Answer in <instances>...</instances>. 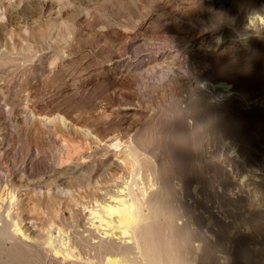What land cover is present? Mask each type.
<instances>
[{"label": "rangeland", "instance_id": "obj_1", "mask_svg": "<svg viewBox=\"0 0 264 264\" xmlns=\"http://www.w3.org/2000/svg\"><path fill=\"white\" fill-rule=\"evenodd\" d=\"M258 10L264 11V0H0V141L6 146L3 157L19 167L29 156L41 159L49 166L38 175L46 174L47 182L51 183L58 172L59 156L70 147L73 153H78L104 144L109 152L93 176L84 167L75 169L78 171L74 177L68 179L70 192L59 189L58 194V189L52 188L53 201L40 214L33 215L38 219L22 217L14 208L12 218L0 203V226L8 232L6 237L0 235V264H19L8 257L9 249L24 253L23 264H63L29 240L16 237L14 224L18 223L31 235L37 232L44 236L54 226L55 234L58 228L63 229V235L83 232L89 214L86 206L93 205L95 192L93 184L87 185L88 179L106 173L120 174L117 159L128 160L130 144L142 147L146 155L162 166L175 161L187 177L191 176L189 168L194 164L205 178L191 185V195L181 197L172 188L177 182L173 179L176 175L159 172L161 180L156 189L165 191L161 209L164 220L157 223L155 237L166 246L164 252L175 251L181 239L170 226V217L179 206L185 204L192 209L203 231L211 233L214 227L211 211L224 204L214 202L225 201L219 186L225 177L222 172L230 175L229 181L239 183L248 198V211L264 208L257 206L263 199L262 177L258 178L254 172L264 174V142L258 139L255 144H246L244 149L248 153L243 149L238 155L228 145V139L222 140V133L203 121L198 124L199 134L193 136L184 116L190 95L184 82L159 90L151 87L145 95L147 102H143V85L160 80L161 75L135 74L130 65L135 49L151 55L159 46H169L172 39H186L205 28L212 31L215 24L232 22L235 17L239 27L249 28L254 19L251 17ZM11 28L19 30L24 37L25 49L11 47ZM140 36L153 44L142 43ZM240 53L196 57L190 63L188 75L206 77L219 64L228 65L231 72L260 70L254 64H242ZM198 94L195 97L201 98L215 115L223 111L227 101L218 102L212 94ZM255 108L264 113V103L257 102L251 108L240 105L241 116L235 117L248 133L259 138L257 130L244 117ZM226 157L236 160L223 162ZM217 163L221 165L219 168ZM243 175L246 178L242 179ZM79 184L83 187L79 188ZM167 186L174 195L167 193ZM225 188L228 197L236 198L233 185L227 184ZM191 198L194 203H188ZM49 216L46 221L40 218ZM239 233L232 229L228 236ZM226 236L219 233L214 238L224 240ZM198 243V253H202L203 241ZM235 247V243L229 242L226 246L229 255L220 253L219 261H232ZM212 259L210 264H216V259L215 262Z\"/></svg>", "mask_w": 264, "mask_h": 264}, {"label": "bare ground", "instance_id": "obj_2", "mask_svg": "<svg viewBox=\"0 0 264 264\" xmlns=\"http://www.w3.org/2000/svg\"><path fill=\"white\" fill-rule=\"evenodd\" d=\"M251 19L253 20L246 29L238 26V18L235 17L231 19L234 23L215 24V29L212 31L205 28L204 31L192 37L172 39L171 42L169 41L171 44L168 43L169 46H163L160 43L161 46L156 48L151 55L143 54L139 49H135L132 53L133 61L130 64L132 73L155 75V77L156 74L161 75L160 80L156 82L151 80L143 85L141 97L143 102L146 101V92L151 87L159 90L176 82H184L183 86H187L190 93L184 116L187 118L192 135L199 134L198 124L203 121L210 128L214 127L218 130L217 132L222 133V140L228 139V145L238 155L246 150L244 149L246 144H255L254 141L258 139L264 142V113L260 109L249 110L244 116L251 123L252 129L257 130L259 138L248 133L235 117L241 116L240 105L251 108L257 102L264 103V11L258 10L256 16ZM11 29L9 41L11 47L18 50L25 49L24 37L19 30ZM141 42L153 44L143 37H141ZM232 51L242 53H240L242 64L247 66L254 64L260 67V70L255 73H246L241 70L231 72L228 65L219 64L215 65L206 77L201 75L189 77L188 70L194 58L224 56ZM200 92L212 94L218 102L227 101L222 106L223 111L215 115L201 98L195 97ZM103 145L101 144L102 147L94 146L95 149L90 151L79 150L78 153L76 151L73 153L71 147L67 149L65 154L59 156L58 168L56 167L58 172L55 178L48 183L49 176L38 175V173L42 169H47L49 165L43 164L41 159L38 160L32 156H29L20 167L15 164L11 165L7 158L3 157L6 146L3 141H0V203L5 206L6 214L11 216L14 208V211L20 212L22 217L26 215L28 219H38L35 217L36 214H40L44 208L47 209L49 203L53 201L52 188L58 189V194L71 189L68 179L74 177L73 174L78 171L75 170L77 167L89 170L91 176L97 173L96 169L102 165L104 159L109 157L107 147ZM245 152L248 153L247 150ZM128 154V160L119 161L117 159L121 167V173L117 176L106 173L102 177L88 179L87 185L93 184L95 192L92 196L93 205H85L89 214L83 232L75 231L72 235H63L65 234L62 232L63 229L58 228V233L55 234L57 229L53 223L55 228L48 229L46 235L40 236L37 232L31 235L15 223L12 229L13 234L20 239L29 240L32 245L42 248L52 256L54 261H60L63 264H210L211 257L213 261L216 259V264H264V208L248 211L246 209L247 195L238 182L229 181L230 175L227 176L225 172L221 173L225 177L219 182L225 201L215 200L214 202L224 204L219 205L217 210L211 211L214 227L210 235L203 231L199 217L184 204V207L179 206L170 217V226L178 232L181 239L176 244L175 251L164 252L166 246L161 245L164 244L162 241H160L161 244L157 242L155 237L157 223L164 220L161 209L165 191L164 188L156 189L161 180L159 172H164V175L167 172H170V175H176L173 179H177V182L172 184V188L181 197L191 195V185L198 182L199 178L203 181L205 178L197 172L194 164L189 168L191 176L188 177L182 174L183 171L180 172L181 168L173 160L166 166H162L160 162L153 161L146 155L140 146L130 144ZM234 158L226 157L223 162H235ZM220 166V163L216 164L217 168ZM254 172L258 178L262 177L264 191V174L257 175L256 171ZM244 177L245 175L242 179ZM227 184L233 185L236 189V198L232 199L226 194ZM81 187L83 186L79 184V188ZM167 187V193L173 194L172 188ZM262 198L257 202V206L264 207V192ZM194 202L195 200L191 198L188 203ZM30 215L31 217H28ZM40 218L46 221L51 217ZM232 229H237L240 232L239 235L229 237L228 233ZM219 233L227 234L224 240L221 239L222 237L214 238ZM7 234L6 228L1 225L0 235L6 237ZM200 240L203 241L202 253H198ZM229 242L236 244L235 257L232 261L229 259L219 261L220 253L229 255L226 250ZM6 252L9 258L15 259L19 264L24 263L25 256L22 251L9 249ZM199 260H201L200 263Z\"/></svg>", "mask_w": 264, "mask_h": 264}]
</instances>
